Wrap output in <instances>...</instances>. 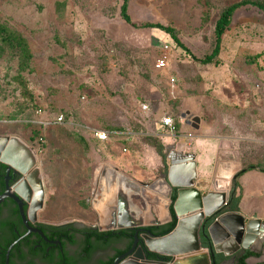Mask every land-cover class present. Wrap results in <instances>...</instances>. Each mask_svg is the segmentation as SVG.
<instances>
[{"label":"rangeland","instance_id":"rangeland-1","mask_svg":"<svg viewBox=\"0 0 264 264\" xmlns=\"http://www.w3.org/2000/svg\"><path fill=\"white\" fill-rule=\"evenodd\" d=\"M240 1L129 0L137 27L121 15L124 0H0V23L21 33L32 53L23 63L0 42V136L18 137L36 157L48 198L41 221L98 226L92 201L105 168L111 164L143 186L167 172L180 143L188 144L186 154L199 139L213 144L215 180L229 200L236 174L264 170V101L254 87L264 80V11L252 4L236 9L219 55L201 62L215 45L221 12ZM144 23L170 27L192 55L171 33ZM164 44L171 59L160 71ZM186 111L200 117L198 129L182 126L178 136L161 127L167 114L184 125ZM102 130L111 131L109 140H98ZM156 159L163 164L153 173ZM134 171L147 181L131 178ZM249 174L254 195L262 173ZM256 199L251 213L264 219V195ZM133 200L144 205L139 196Z\"/></svg>","mask_w":264,"mask_h":264},{"label":"water","instance_id":"water-1","mask_svg":"<svg viewBox=\"0 0 264 264\" xmlns=\"http://www.w3.org/2000/svg\"><path fill=\"white\" fill-rule=\"evenodd\" d=\"M182 117L187 118L192 127H200V117H192L189 112ZM23 152L29 156L33 154L18 137L0 136L1 161L22 166L26 162ZM193 159L192 154L175 155L173 151L166 174L151 183L141 186L127 177L133 189L130 194L118 186L115 177L109 183L104 182L106 170L97 179L92 204L98 213V228L101 231L135 229L136 238L138 231L143 230L146 232L144 243L149 251L172 257L170 263L149 261L144 249L139 247L136 252L132 249L129 252L132 255L122 264H214L212 258L215 254L235 256L239 251H255L259 245L264 248V222L261 219L246 220L235 211H224L230 200L218 180H215V189L204 194L202 182H195V170L182 171L185 164L196 166ZM110 168L115 174L118 172L111 164ZM8 195H1L0 203ZM135 195L142 199V207L134 202ZM172 211L177 223L171 232L156 236L147 229L171 222ZM34 230L38 231L30 228V231ZM119 261L117 259L115 264ZM6 264H9V255Z\"/></svg>","mask_w":264,"mask_h":264},{"label":"flooded vegetation","instance_id":"flooded-vegetation-1","mask_svg":"<svg viewBox=\"0 0 264 264\" xmlns=\"http://www.w3.org/2000/svg\"><path fill=\"white\" fill-rule=\"evenodd\" d=\"M22 155L26 161L22 166L19 163L12 166L0 160V196L9 194L0 203V264H6L7 255L9 264H70L69 259L74 264H115L120 259L119 264H122L132 255L129 252L132 249L136 252L139 247L144 249L149 261H172L171 256L163 260L149 257L151 251L145 246L143 235L146 232L143 230L138 231L136 238L135 229H128L127 232L118 229L114 230L118 232L113 236L107 235L102 239L91 236V241L87 244L79 231L89 228L91 231L100 232L98 226H86L75 221H41L39 217L48 201L44 182L34 166L36 160L33 163L31 156L24 152ZM173 220L177 223L176 215L172 211ZM67 224H72L69 235L58 229ZM30 228L38 231H30ZM244 252L225 256L227 258H220L215 254L212 259L214 264H235ZM246 262L250 264L248 259Z\"/></svg>","mask_w":264,"mask_h":264},{"label":"trees","instance_id":"trees-1","mask_svg":"<svg viewBox=\"0 0 264 264\" xmlns=\"http://www.w3.org/2000/svg\"><path fill=\"white\" fill-rule=\"evenodd\" d=\"M128 3L129 0H124L122 7H121V15L124 18V20L134 26L139 27V25L133 23L129 13H128ZM247 4H252L254 6H257L258 8H260L261 10L264 11V4L260 3L258 1H250V0H242L240 2L234 3L230 6H228L227 8H225L219 18L216 21V40H215V45L212 49V52L207 55L205 58L201 59L202 63H212L213 60L219 55L220 53V49H221V42H222V34L225 32L226 28L228 27V25L231 22V18L233 13L235 12L236 9H238L241 6L247 5ZM143 28H160L162 30H165L168 33L172 34V37L174 39V41H176V43L181 46L188 54L192 55L190 50H188L187 48H185V46L179 42V40L177 39L176 35L174 34L173 29H171L168 26H163L160 24H154V23H144L142 25H140ZM0 42L11 48L14 53H16L20 60L25 63L27 62L31 57H32V53L29 47V44L26 40V38L19 32L10 29L9 27L2 25L0 23ZM195 58V57H194ZM22 87L24 88V92L26 95L31 96L30 91H28L27 85L26 83H24L22 81ZM175 122H177L175 120ZM178 122L176 123V127H177ZM106 132H108V134L110 135V130H106ZM38 135L40 134V129H38L37 131ZM158 153L162 156L163 159H165V156L163 155V151L161 148H158ZM167 171V169H166ZM242 172H240L241 174ZM175 199V197H174ZM239 197L235 196V193L232 192V195L230 197V202L229 205L227 206L226 211H237L238 210V205H239ZM176 225V220H173L172 222L165 224V225H161L158 227H149V229L155 233L156 236H163L165 234H168L169 232H171L174 227ZM72 224H67L65 226H61L58 227V229H61V233L64 234H70V229ZM50 227V226H49ZM52 228H57V227H53ZM128 229H122L121 232H127ZM118 231H105V232H97V231H91L89 228H85L79 231V233L82 234L84 241L88 244L91 241V236H97L100 239L105 238L107 235L113 236L115 233H117ZM72 239V238H71ZM206 245V242L205 244ZM220 256V258H227L225 257L223 254H218ZM254 256V253L250 250H246L238 259H237V263L235 264H248L246 262V260L251 257ZM149 257L150 258H157V259H168L167 256L165 255H160L158 253L155 252H150L149 253ZM69 263L70 264H74V262L69 259Z\"/></svg>","mask_w":264,"mask_h":264},{"label":"crops","instance_id":"crops-1","mask_svg":"<svg viewBox=\"0 0 264 264\" xmlns=\"http://www.w3.org/2000/svg\"><path fill=\"white\" fill-rule=\"evenodd\" d=\"M258 94L263 99V94L260 93V92H258ZM263 101H264V99H263ZM187 112L188 111H186L185 113H187ZM183 114L181 116H183ZM185 119H186V121H185L184 125H181V123L178 122L177 127L175 126L174 132H171L170 129L168 127L164 126L162 123H161V127L166 129L168 132H170V134L171 133H175L176 135L178 134V136H180L179 133H181V127L182 126L184 127L186 125L187 126L190 125L187 122V118H185ZM160 122H161V119H160ZM176 123L177 122H175V124ZM109 137H110V135H109ZM191 138H189V139H191ZM108 140H109V138H108ZM188 147H189L188 144L180 143L179 145H177L175 150H173L174 154L175 155H177L179 153L186 154V152L188 150ZM186 148H187V150H186ZM190 150L192 152V155H194L193 162L195 163L196 166L194 167L192 165V166L188 167V164H185V167L183 168L182 171H184V172L187 171L186 173H189L190 171H194L195 170V173H196L197 177H199V176L201 177V179H199L197 181H201L202 182L201 188H202V192L205 194V193H207V192H209V191L214 189L213 185L217 186L216 183H215L216 166L213 163L214 154H215L214 153V146H213L212 143L211 144L205 143L204 140H202V143H201L200 139H199L197 141L196 145L193 146V148L191 147ZM183 152H185V153H183ZM199 161L201 162V166H199ZM161 164H163V162L160 163L156 159L152 163V167H154L155 169L154 170L151 169V172L153 171V173H155V171H159V167L161 166ZM219 170H221L220 173H222V169H219ZM252 170H258L259 172L262 173V175H264V170L263 169H258V168H255V167H251L250 169L248 168V169L242 170L241 174L240 173L236 174V178H235L236 181L231 186L230 193L234 192L235 196L240 198L239 205H238V210L236 212H238L239 214L243 215L246 218V220L261 219L264 222V219L262 218V216L260 214L256 213V211H255L254 214L251 213V208H252L251 204L257 202L256 197L259 196V195L260 196L264 195V177L262 175L259 176V177L257 176L258 180L256 179L259 182L258 183L259 184V190L256 193H254V195H252L250 193V188H251L250 185L255 182V180L253 178H248L249 175H250L249 173ZM162 174H166V172H164ZM162 174H161V172H158V176H156L155 179L160 177ZM131 178H133L137 182H142V183H145L147 181L146 180L147 179L146 176H144V175L143 176H139L135 171L132 172ZM220 184H222V183H220ZM263 250H264V248H262V246H260V245L257 246L256 250L252 251L254 253V256L249 257L248 258V262L250 264H264V252H263Z\"/></svg>","mask_w":264,"mask_h":264},{"label":"built area","instance_id":"built-area-1","mask_svg":"<svg viewBox=\"0 0 264 264\" xmlns=\"http://www.w3.org/2000/svg\"><path fill=\"white\" fill-rule=\"evenodd\" d=\"M171 59V47L169 44H164L162 47V51H161V55L159 56V58L156 61V69L163 71L165 69L168 68L169 66V60ZM172 82L175 81L174 78L171 79ZM255 89L257 90V92H260L263 94V99H264V80L255 83ZM142 109L144 111L149 109V106L147 104H142ZM183 119H185L184 117L180 118L181 121H183ZM64 120V117L61 115L59 117H56V119L54 120L55 123H62ZM161 123L168 127L170 129L171 132H174L175 130V118L173 117V115L171 114H167L164 115L161 118ZM96 136L99 140L101 141H106L109 138V134L108 132L102 130V131H97Z\"/></svg>","mask_w":264,"mask_h":264},{"label":"bare ground","instance_id":"bare-ground-1","mask_svg":"<svg viewBox=\"0 0 264 264\" xmlns=\"http://www.w3.org/2000/svg\"><path fill=\"white\" fill-rule=\"evenodd\" d=\"M30 154V153H29ZM32 160H36V157L34 155V153L31 156ZM106 170V176L104 178V182L105 180L107 181V183H109L110 179L112 177H115L117 182H118V186L123 189L125 192H127L128 194L133 192V189L131 187V184L128 180V178L124 175H122L121 173L117 172L116 174L114 173V169L113 168H105Z\"/></svg>","mask_w":264,"mask_h":264}]
</instances>
